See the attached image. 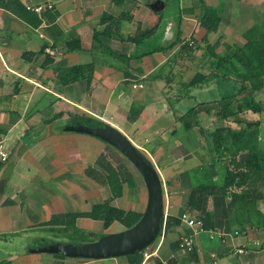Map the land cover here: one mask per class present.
<instances>
[{"label": "crops", "instance_id": "obj_1", "mask_svg": "<svg viewBox=\"0 0 264 264\" xmlns=\"http://www.w3.org/2000/svg\"><path fill=\"white\" fill-rule=\"evenodd\" d=\"M18 1L24 7L41 6L42 10L39 13L35 12L41 23L38 27H33L34 20L26 23L0 8V135L4 139V147L10 153L8 162L0 165V242L4 237H16L39 228L43 230L53 217L90 212L93 205L110 199L109 189L97 185L84 173L88 168H96V159L106 148L104 143L101 142V146L96 148L93 155L90 149L83 153L84 151L74 144V135L64 134L62 122L69 120L75 111L110 125L128 138L139 151L148 155L158 171L161 182L168 178L174 182L170 197L164 200L168 207L167 214L179 217L184 213V205L193 186L189 183L188 191L184 189L182 177L187 175L189 170L181 172L180 163L184 165L195 161V168L197 163L206 162L203 163L204 158H201V162L196 161L197 156L196 153H192L193 149L189 150L180 141L179 116L176 117L175 125H168L165 128L156 126V123H152L154 115L150 113L152 110L148 109L150 101H147V95L141 97L138 92L143 94L144 82L150 77H156L155 71L165 64L168 57L176 54L178 45L180 47L188 38L200 41L205 36V30L199 27L198 23L201 12L199 13L198 9H195V4L191 3L194 0H183L185 7L179 4L181 40L179 39L180 43L174 47L177 50L173 48L174 50L148 55L136 61L135 65L130 63V67L125 69L117 62L88 52L93 33L103 29V26H99L103 14L121 20V37L133 35L138 29L153 28L156 25L153 13H160L150 9V4L154 0ZM183 1L180 0L179 3ZM204 3L209 7L225 6V9L227 7L224 0H204ZM189 9H194L193 13L185 12ZM232 9L233 15L225 20L221 18L217 32L207 35L209 44L218 39L221 42L229 41V44L242 43V34L255 23L256 17L264 16V0H242V3L237 2L236 7L232 6ZM148 23L150 27L146 28ZM158 30L156 33L159 34ZM173 37L167 46L171 44ZM263 37L264 35H261L260 38ZM74 38L81 40L82 51H67L65 42ZM102 41L117 54L127 55L134 51L137 53V49L123 43L119 37L102 38ZM91 62L94 63V73L89 89L86 88L85 81L67 86L60 84L58 69ZM177 65L171 71L170 78L175 72L183 75V70ZM205 68L208 73H203ZM186 70L192 75L210 73L208 65L201 59ZM179 75L178 79L181 80ZM182 80L181 82L187 84L186 80ZM134 84H140L142 88L133 89ZM126 89L135 92V95L129 96L125 103L143 108L133 123L127 121L129 107L126 108L118 102L129 95ZM219 89V85L212 82L203 89H194L195 92L192 89L193 91L187 92L185 97L193 102V106L201 103L214 104L213 101L220 98ZM221 90L222 96L224 89ZM196 98L200 100L195 101ZM181 99L183 98H177L176 106L182 104ZM168 106V103L165 104V111H172V107ZM110 109L112 110L109 111ZM187 110L180 113V116ZM161 114L160 112L156 115ZM59 124L61 130L56 129ZM194 135H197L196 132ZM214 173L216 175V172L211 171L213 179H216ZM254 181L250 183L263 194L258 208L264 216V185L261 184L259 187L260 184ZM135 188V191H130L134 194L131 195L133 202L128 201L123 206L115 204L118 200L124 199L129 192L128 188L123 186L122 197L110 201V205L125 211L143 213L142 199L141 196H136L138 190L136 185ZM93 199L98 202L91 203ZM223 200L219 197L205 198L204 210L213 216L212 229L206 230L207 232L198 237L194 257L184 253L180 248L178 250L172 248L173 243L185 230L181 224L166 233L162 232L156 238V244L150 246L152 253L145 254L147 258L144 256L142 264H156L157 261L163 264L169 260H176L177 264H264L262 230H257L249 223L241 226L237 222L234 209L231 208L230 211L228 204ZM68 207L73 210L70 211ZM79 220L83 221L84 225L88 221L99 222L88 218H77L75 222ZM240 220L241 223L245 220L242 215ZM119 226L120 224L115 222L104 231ZM120 227V232L126 230L123 226ZM19 239L16 243L10 242L6 248L12 244L11 249L16 246V249H21L20 252L9 249L1 251L4 246H0V263L126 264L124 257L65 260L54 258L48 253H28L30 246H27V252L22 251L25 243H18Z\"/></svg>", "mask_w": 264, "mask_h": 264}, {"label": "trees", "instance_id": "obj_2", "mask_svg": "<svg viewBox=\"0 0 264 264\" xmlns=\"http://www.w3.org/2000/svg\"><path fill=\"white\" fill-rule=\"evenodd\" d=\"M0 8L9 11L26 23L34 20L33 27H38L41 23L37 14L24 7L18 0H0ZM195 9L201 11L198 23L199 27L205 30V36L200 41L192 39L190 42L185 41L181 43L179 50L173 57H175V63L177 62L179 66H182L177 61V59H182V53L191 55L193 49H204L201 61L205 65H208L210 73L208 75L196 73L186 87L188 89H203L210 83L216 82L220 87L218 90L219 94L220 90L224 89L223 95H219L220 98L213 101L215 105L212 109L216 110V116L228 124L217 127L213 132L203 130L199 123V115L201 113L208 114L211 108H198L210 105L209 103L196 104L178 117V122L184 132H189L193 128L199 129L200 134L206 141V149L210 159L209 163L205 165L198 164L195 167L196 169L194 168L195 171L192 170V173H201V182H198L190 190L183 212L185 214L188 213L190 216H197L203 223L204 231L207 232L206 230L212 229L213 216L204 210L205 198L219 197L224 199L223 201H226L228 208L234 209L237 222L241 226L249 223L257 230H262L264 235V216L258 208V203L263 198V194L257 190V187L250 186V181H252L251 179L254 175L264 178V145L258 140V123L247 122L246 127L240 129L230 126L231 123L239 124L242 121L241 114L243 113L251 112L258 114L263 110L262 103L256 101V95L264 91V37L260 38L264 26L252 25L242 34L243 42L240 44L224 45L220 39L214 44H209L207 35L217 32L221 22L220 11L222 7H209L205 5L204 0H199L198 6L196 5ZM193 11L194 9H189L185 12L193 13ZM99 26H103V29L101 31H94L92 44L88 52L91 55L99 54L117 63L121 61L122 63L119 64L123 65L124 69L130 67V61H138L148 55L165 52L180 43L178 39L180 32L178 31L175 40L167 47L154 48L149 52L139 54L136 51L127 55L117 54L102 41V38L111 39L112 37H119L123 43L130 44L138 50L142 44L156 35L159 24L147 30H138L133 35L126 37H121L120 35L121 20L111 15L103 14L99 20ZM223 45L224 50L217 53V49ZM65 46L68 52L83 50L79 38L66 41ZM93 73V62L58 69L61 85L67 86L85 81L87 89H89L93 80ZM230 84L232 86L231 91L226 88V85ZM142 109L141 106L135 108L133 105L128 113L127 121L133 123L139 117ZM75 117H78V115L69 119L72 120ZM138 153L145 156L139 150ZM243 155L244 158L240 160L239 157ZM145 157L147 158V156ZM147 159L149 160V158ZM120 162L116 154L110 153L108 156L100 154L95 162L96 168H88L84 172L94 183L109 189L111 194L109 200L93 205L91 211L87 213H69L53 217L49 220L47 227L49 229L61 227L62 231L67 232L71 227L75 226L77 218H88L101 222L103 230H107L115 222L125 229L132 228L141 219L143 213L125 211L110 205V201L122 197L124 185L131 191L135 188V183L130 172ZM210 164L217 169L216 179H213V175H211ZM254 179L256 180V178ZM172 184V180H168L165 183L167 187L172 186ZM169 192L171 194V190ZM164 198L163 206L165 209ZM241 215L245 219L243 223L240 220ZM179 217H174L169 213L166 216L163 215L157 237L162 232L166 233L173 227H179L181 225ZM180 240L181 236L173 243L172 248L174 250L179 249ZM147 251L150 254L153 250L149 246L143 251L124 257L126 264H142ZM28 253H32L30 248ZM194 253L195 247L189 254L194 257ZM53 257L57 259L66 258L60 255H53ZM0 264L6 263L1 262ZM156 264L161 263L157 261ZM167 264H177V261L169 260Z\"/></svg>", "mask_w": 264, "mask_h": 264}, {"label": "rangeland", "instance_id": "obj_3", "mask_svg": "<svg viewBox=\"0 0 264 264\" xmlns=\"http://www.w3.org/2000/svg\"><path fill=\"white\" fill-rule=\"evenodd\" d=\"M163 1L166 4H165V8L162 10V12L153 13V16H155V18L153 19V20H155V23L156 24L161 23L160 28L158 30L160 33L159 34L156 33V35H154L150 40H148L144 44H142L139 47V49L137 50V53L149 52V51L153 50L154 48L159 49L162 47H167L168 42L171 40L170 38L172 36H174L172 40H175V37H177L176 34L178 33V31L180 32V30L178 29V25L180 22L179 21V19H180V15H179L180 6H179V4H181L185 7L186 6L185 2L183 0H181V1H183V3H179L180 0H163ZM237 2L242 3V0H224V3H225V5H227V7L225 9V6H223V8L220 11V17L223 18V20L229 18V16L231 14L233 15L234 11L232 9V6L236 7ZM191 3L195 4V6H196L198 1L194 0ZM197 11L199 13L201 12L199 9ZM185 17H189V16H185ZM151 18H152V16H151ZM253 24H257L260 27H262V25L264 26V16L263 17H256V21ZM149 27H150V23H148L146 25V28H149ZM138 30H141V29H138ZM138 30H136V31H138ZM176 31H177V33H176ZM262 31L263 32L261 35H264V29ZM178 39L181 40L180 37H178ZM187 40L190 42L191 39L188 38ZM222 41H224V40H222ZM214 42L215 41L213 40L211 43L214 44ZM191 44H192V42H191ZM222 44H224V45L229 44V41L223 42ZM201 45L203 46V44H201ZM224 45L220 46L217 49V53H220L221 51L224 50ZM176 48L178 49L179 45ZM177 49H175V50H177ZM192 52H191V55L189 54L190 57H192L191 59H190L189 55H187L185 53H182V57H181L182 59L181 60L177 59V61H179L182 64V66L177 65L180 70H183L182 76H181V74L179 75L178 72H175V73L173 72L174 76L170 78V75L172 74L171 71H173V69H175L177 62L175 63V57H173V56L168 57L166 59L165 64L155 71L156 77H150V79H147L144 82L143 94L141 92H138L141 95V97L147 95V101H150L149 102L150 105L148 106V109L152 110L150 113L154 115L153 116L154 120L152 123H156L157 124L156 126H161V127L165 128L168 125H175L177 122L176 117L180 116V113H182L184 110L190 109L193 106V102H191L190 99H187L185 97V95L187 92L194 90V89L192 90L190 88L188 90V88L186 87L189 80L191 78H193L194 75H192L190 73V71L186 70V69L193 66L195 64V62L198 63V61L201 59L200 56H202V54L204 53V49H199V50L193 49ZM99 56H101V55H99ZM100 62H102V61H100ZM119 63H122V62L119 61ZM130 63L135 65L136 60L130 61ZM125 64H127V62H125ZM196 68L199 69V67L197 65H196ZM202 68H203V66L201 67V69ZM184 70H185V72H184ZM203 73H208V70H206V68L203 69ZM178 75L181 76V80L182 79L186 80L187 84H184V82H181L180 78L178 79ZM168 78H170V81H168ZM231 87H232L231 84L226 85V88L229 89L230 91H231ZM135 88L141 89L142 85L137 84L135 86ZM126 90H127L129 95L125 99L118 101V102H119V104L124 105L126 108L129 107L127 109V112L129 113V111L133 105L135 108H138V105H136V104L130 105V104L125 103L129 96L135 95V92L132 93V91L130 89H126ZM195 91L196 90H194L193 92H195ZM219 95H221V90H220ZM179 97L183 98L180 101L182 104L176 106V101H177V98H179ZM194 100L198 101V100H200V98L199 99L196 98ZM256 101H259L262 103L263 110L261 113H258V114H253L251 112L243 113V114H241L242 121L237 125L234 123H231L230 126L232 128L240 129V128H245L247 122L258 123V130H259L258 140L262 145H264V91L256 95ZM167 103L169 105L168 107H170V108L172 107V109H171L172 111H165L164 106ZM214 105L215 104H210V105L198 108V109L211 108V111L208 114L201 113L199 115L200 126L203 128V130H206L208 132H213L217 127L225 126L228 124V123H225L224 121H222L218 116H216V110L212 109V107ZM112 109H110L109 111H111ZM160 112L162 113L161 115H156V114H159ZM76 115H78V116L80 115L79 111H75L73 116H76ZM73 116H71V117H73ZM69 121H70V119L64 120L62 122L63 130L65 131L64 134L65 135L73 134L75 137L74 144L80 150H83L84 151L83 153H87L88 150L90 149L91 154L92 155L95 154L96 148L101 146V142H102L106 146V148H105V150H103L102 154H105L106 156H108L110 153L117 155V157L121 161L120 163H122L126 167V169L130 172V174L133 178V181H134L135 185L137 186L138 190H137L136 196H139V197L141 196V199L143 202V204L141 202V207H142L141 209H143V212H144L145 207H146V203H147V191L145 189L143 180H142L141 176H139L137 170L129 163V161L122 154H120L119 151H117L115 148L111 147L110 145L108 146L105 142L101 141L100 139L93 137V136L85 135V134L72 133V132L67 133L65 128L68 125ZM54 127L56 128V125ZM56 129L61 130V124H59V126ZM197 130L199 131L198 128H195L194 130H191L189 132H183V129H181V131H180L181 140L180 141L185 145V147H188L189 150L193 149L192 153L193 154L196 153V156H197L196 161L201 162L202 159L204 158L203 163L206 162V164H207V162L209 163L210 159H207V157H209V156H208V151L206 149V141H205L204 137L200 133H198ZM195 132L197 135H194ZM197 138H198V140H197ZM172 139H175V138H172ZM95 144H97V145H95ZM5 149H7V148H5ZM140 152H142L145 156H147V158H149L145 152H143V151H140ZM243 158H244V155L239 157L240 160ZM194 164H195V161L184 163V165H183V163H180L181 172H183L184 170H189V171H187V175H184V177H182V178H184V184H185L184 189H187V191L189 188V183L194 186L198 182H201V176H202L201 173H198V174L192 173V170L195 171V169H196V168L194 169ZM197 164H200V163H197ZM203 165H205V164H203ZM209 169H210V171H213V172L217 171L216 167H214L211 164L209 165ZM214 175H215V173H214ZM254 176H256V177H254ZM254 176L251 179L252 181H254L255 180L254 178H256L257 180L254 182H256L258 185L260 184L259 187H261V184L264 185V181H263L264 178L263 177H260L258 175H254ZM187 178H190V179L188 180ZM168 179H166V180L164 179V182L162 180L164 197L167 199L170 197L169 191L170 190L172 191V188L175 186L174 182H173L172 186L167 187L165 185V183L168 181ZM250 186L253 187V184H250ZM124 187H126V185H124ZM7 188L8 187L6 186V189ZM180 188H181V186H180ZM135 189L136 188H134L133 191H135ZM128 190H129V192H128V194H126L127 196H125L124 199L118 200L115 203L117 206H123L128 201L133 202V198L131 197V195H134V194H131L130 189H128ZM103 196L105 197L106 194L105 195L103 194ZM81 199H83V197ZM101 200H102V198H101ZM97 202L98 201L96 199L91 200V203H97ZM130 203H128V204H130ZM259 203H260L259 204V206H260L261 201H259ZM208 206L210 207V203L208 204ZM69 207H68V209L70 211H72L73 209H71ZM230 211H231V207H230ZM82 222L83 221H81V220L77 221V223L75 222V226L71 227L69 229V231H67V232L62 231L61 227H58L55 229H53V228L49 229V227L44 226L43 230L41 228H39L33 232L30 231L26 234H20L16 237H14V236L13 237L12 236L11 237H4V239H2V242H0V246H4V248H1V251H5V250L9 249V251L13 250L16 252H20L21 249H19V248L16 249V246H14L15 247L14 249H11L13 246L12 244L16 243V240L18 238H20L18 243H25V247H24V249H22V251L27 252L28 247L33 243V241L35 239L36 240L44 239V240H47V241L52 242V243H60V244H68V245L88 244V243H92L93 241L94 242L97 241L102 235L112 234V233H116V232L118 233V232H120V229H121V227H120L121 225H120L118 228L115 227V229L104 231L102 229V225L100 222L95 223L92 221H88L86 223V225H84ZM10 242L12 244L9 245L8 248H6ZM156 242H157V239L150 246H152V245L154 246V244H156ZM148 253H149V251H147L146 254H148ZM68 259H69L68 257L65 258V260H68Z\"/></svg>", "mask_w": 264, "mask_h": 264}, {"label": "water", "instance_id": "obj_4", "mask_svg": "<svg viewBox=\"0 0 264 264\" xmlns=\"http://www.w3.org/2000/svg\"><path fill=\"white\" fill-rule=\"evenodd\" d=\"M163 0L150 4L153 12L164 9ZM67 132L96 137L120 152L141 176L147 191V203L141 219L130 229L102 235L88 244H60L44 239L34 240L32 253H48L68 258L102 260L126 257L147 249L157 238L164 215V190L157 169L121 132L110 125L88 116H78L69 121ZM1 188V185H0Z\"/></svg>", "mask_w": 264, "mask_h": 264}, {"label": "built area", "instance_id": "obj_5", "mask_svg": "<svg viewBox=\"0 0 264 264\" xmlns=\"http://www.w3.org/2000/svg\"><path fill=\"white\" fill-rule=\"evenodd\" d=\"M27 9H30L36 13H39L42 10V7L37 6V7L31 8L28 6ZM135 86L136 84H134L132 87L135 88ZM9 158H10V153L5 149L4 139L0 135V164L1 165L6 164ZM167 210H168V207L165 204L164 216L167 215ZM179 218H180L181 224L185 228V230L181 233V240L179 243V248L184 253L189 254L190 252H192L194 247H196L198 237L201 234L205 233L204 228H203V223L196 216H190L185 213L182 214ZM145 257L147 258V255H145ZM163 264H167V263H163Z\"/></svg>", "mask_w": 264, "mask_h": 264}]
</instances>
